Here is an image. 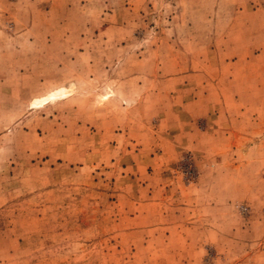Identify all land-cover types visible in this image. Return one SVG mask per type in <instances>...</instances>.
<instances>
[{"label": "rangeland", "instance_id": "rangeland-1", "mask_svg": "<svg viewBox=\"0 0 264 264\" xmlns=\"http://www.w3.org/2000/svg\"><path fill=\"white\" fill-rule=\"evenodd\" d=\"M263 66L264 0H0V264H264L221 131L172 138L181 103L204 131Z\"/></svg>", "mask_w": 264, "mask_h": 264}, {"label": "crops", "instance_id": "crops-1", "mask_svg": "<svg viewBox=\"0 0 264 264\" xmlns=\"http://www.w3.org/2000/svg\"><path fill=\"white\" fill-rule=\"evenodd\" d=\"M181 78L183 81L187 79L185 76ZM177 79L180 80V77ZM253 79L254 83L242 82L237 85V90L234 92L236 95H233L237 102L236 107L222 106L221 111L217 110L218 115H216L212 110L213 105H209L208 109L211 110H209V118L219 120L220 117V123L216 120V125L206 123L208 126L204 131L201 130L196 125L199 113L189 110L188 103L185 105L181 103L178 114L181 120L179 125L172 130L174 133L172 138L174 141H178L177 147L180 152L190 149L201 150L203 138L210 142L206 148L208 150L212 143L218 141L210 139L208 134L211 132L213 136L214 132L221 131L220 141L223 147L221 155L222 195L229 198L230 194L231 196H251L255 193L264 197V75H254ZM193 102L196 103V100L194 99ZM224 104L225 101H223ZM204 115L206 116L207 113ZM187 116L189 118H186ZM182 119L188 121L185 122ZM208 151L210 152V150ZM232 186L234 187L231 189ZM143 189L147 191L148 196L154 193L150 187ZM159 189L162 191L161 186ZM173 189L174 187L163 188V192L167 195ZM179 194L182 195V191H179ZM184 198L190 199L189 196ZM186 203L190 202L186 201Z\"/></svg>", "mask_w": 264, "mask_h": 264}, {"label": "bare ground", "instance_id": "bare-ground-1", "mask_svg": "<svg viewBox=\"0 0 264 264\" xmlns=\"http://www.w3.org/2000/svg\"><path fill=\"white\" fill-rule=\"evenodd\" d=\"M67 88L64 87H59L57 89L52 90L51 92H49L48 94L42 96V97H37L34 98L30 105L32 107H39L42 106L44 104H46L47 102H49L51 99L57 98V97H62L64 95L67 94Z\"/></svg>", "mask_w": 264, "mask_h": 264}]
</instances>
